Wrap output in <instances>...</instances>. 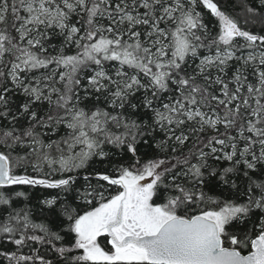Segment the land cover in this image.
Masks as SVG:
<instances>
[{
	"label": "snow or ice",
	"instance_id": "6c2138e0",
	"mask_svg": "<svg viewBox=\"0 0 264 264\" xmlns=\"http://www.w3.org/2000/svg\"><path fill=\"white\" fill-rule=\"evenodd\" d=\"M0 264H264V0H0Z\"/></svg>",
	"mask_w": 264,
	"mask_h": 264
}]
</instances>
